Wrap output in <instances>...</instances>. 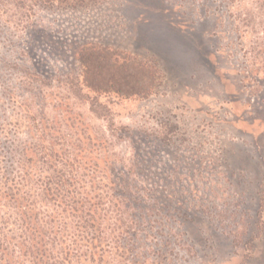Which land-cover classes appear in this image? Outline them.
Instances as JSON below:
<instances>
[{
  "label": "rangeland",
  "instance_id": "obj_1",
  "mask_svg": "<svg viewBox=\"0 0 264 264\" xmlns=\"http://www.w3.org/2000/svg\"><path fill=\"white\" fill-rule=\"evenodd\" d=\"M237 2L231 7L229 0H0V264H55L51 250L42 254L39 222L38 180L44 163L38 160L51 143L60 152L91 151L99 162L119 169H131L135 159H147L156 146L164 150L159 166L176 164L174 152L195 159L194 164L201 156V172L222 153L221 165L206 175L207 186L198 180L199 172L188 186L193 195L208 199L217 214L212 221L208 213H200L199 223L188 228L196 237L211 240H203L194 253L185 243L187 227L165 219L161 223L157 216L146 251L157 258L155 264H207L204 257L217 264H264V241H251V248L248 244L245 251L241 249L245 230L250 240L259 233L264 236V205L260 209L254 200L259 190L264 195V165L249 163L256 173L243 204L238 189L223 183L225 164L236 166L245 150L264 160V121L258 115L254 120L256 111L264 114V84L250 87L241 81L239 70L247 64L234 41L229 55H219L214 63L235 87L229 90L237 91L229 97L224 81L194 66L186 47L176 46L154 26L172 17L190 22L203 16L205 9L213 15L225 12L222 44L226 45L236 37L232 30L238 6L251 8L246 0ZM231 12L233 17L228 18ZM216 15L209 18L213 23ZM143 18L150 20L148 26L142 25ZM199 35L197 30L196 40ZM203 40L213 50L212 40ZM88 46H111L159 62L160 79L153 93L125 98L90 89L78 59ZM191 71L197 72L195 79L185 81ZM187 172H183L186 182L191 180ZM187 204L194 207L196 200ZM257 209L260 221L253 218ZM25 214L32 216L30 226ZM230 232L237 238H229Z\"/></svg>",
  "mask_w": 264,
  "mask_h": 264
},
{
  "label": "trees",
  "instance_id": "obj_2",
  "mask_svg": "<svg viewBox=\"0 0 264 264\" xmlns=\"http://www.w3.org/2000/svg\"><path fill=\"white\" fill-rule=\"evenodd\" d=\"M229 1L232 7L236 1L240 4L245 0ZM246 1L251 3V8L245 11L238 6L237 15L234 17L235 27L232 30L236 37L230 39L227 37L229 42L226 45L222 44L225 35L223 31L225 12L213 15L210 10L205 9L203 16L194 17L190 22L172 17L167 23L154 24L155 31L160 35L173 39L176 46L182 44L186 47L191 56L188 59L194 66L224 81V89H227L231 98L237 91L229 90L235 87L226 76L216 71L214 63L219 55H229V47L234 41L237 47H240L237 51H243L242 56L247 64V67L239 70V74L243 75L241 81L250 87L264 84V0ZM231 7H228V11H231ZM215 15L213 23L210 19ZM232 15L231 12L228 18H232ZM142 17L144 14H141ZM141 23L148 26L150 20L143 18ZM197 30L201 36L199 40H196L195 36ZM160 35L159 38L165 40ZM205 37L212 40L213 50L208 48L209 45H205L203 40ZM184 40L191 44H185ZM78 59L90 89L112 92L125 98L150 96L160 79L159 62H154L153 58L141 60L124 49L111 46L83 47ZM186 75L185 81L193 82L197 72L191 71ZM261 97L264 99L262 94ZM254 98V95H251V99L255 100ZM234 102L237 103L238 98L234 97ZM256 106L258 105L251 103L252 109H257ZM258 110H262V107L260 106ZM256 115L264 121V114L256 111L254 120ZM55 145L51 143L50 147L45 146L38 160L44 163L42 168L44 171H41L38 180L42 254L45 256L51 250L49 254L53 255L55 264H155L157 258L146 251L148 247L146 240L157 216H160L161 223L165 219V222H177L185 229L187 227L185 236L188 235V240L185 239V243L194 250V253L198 252L195 247H201L203 240H211V236L206 239L196 237L188 228L189 224L199 223L200 213H208L212 221L217 215L208 199L193 195L188 186L193 184L196 172H199L198 180L207 186L206 175L211 174L214 167L221 165L219 159L222 158V153L217 158H212L214 162L207 164V171L201 172L204 170L202 164H199L201 156L199 162L194 164L195 159L187 160L184 155L174 152L171 154L176 164L164 162L159 166L164 150L156 146L148 152L147 159L140 162L135 159L136 163L132 164L131 169H119L114 164H107L104 161L102 164L91 151L86 153L62 149L60 152L56 151ZM237 158L240 159H237L236 166L230 162L225 164L227 170L223 174V183L228 188L238 189L236 194L242 195L239 202L243 204L245 198L248 199L247 195L251 194L249 189L254 182L252 174L256 173L254 169H249L248 165L254 162L259 167L264 165V160L262 155L249 150H245L242 156ZM184 171H188L191 180L186 182L183 178ZM148 181L154 184L148 186L146 185ZM262 186L261 181L257 187L260 189ZM259 191L261 193H255L254 200L259 201L257 206L261 209L264 205V195L262 190ZM243 195H246L245 198ZM145 198H150L151 201L147 203ZM188 200H196V206L187 204ZM234 213L238 214L231 212L232 215ZM218 215L225 217L220 213ZM253 218L260 221L259 209ZM31 219L32 216L25 214L28 226ZM248 234V230L241 233L243 251L248 244L251 248V241H264V236L262 237L260 233L251 236L252 240ZM228 235L229 238L232 236L237 238L234 232ZM191 237L193 240H189ZM212 245L214 248V244ZM236 250L235 245L233 255H236ZM244 258L247 259V256ZM203 261L207 264H217L205 257Z\"/></svg>",
  "mask_w": 264,
  "mask_h": 264
}]
</instances>
